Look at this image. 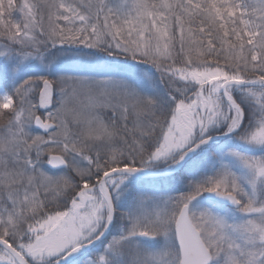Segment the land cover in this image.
Masks as SVG:
<instances>
[{
  "label": "snow or ice",
  "instance_id": "obj_1",
  "mask_svg": "<svg viewBox=\"0 0 264 264\" xmlns=\"http://www.w3.org/2000/svg\"><path fill=\"white\" fill-rule=\"evenodd\" d=\"M0 264H264V0H0Z\"/></svg>",
  "mask_w": 264,
  "mask_h": 264
}]
</instances>
